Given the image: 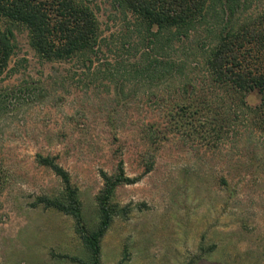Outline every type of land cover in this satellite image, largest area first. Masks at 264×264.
<instances>
[{
	"label": "rangeland",
	"instance_id": "1",
	"mask_svg": "<svg viewBox=\"0 0 264 264\" xmlns=\"http://www.w3.org/2000/svg\"><path fill=\"white\" fill-rule=\"evenodd\" d=\"M87 1L110 44L92 66L46 62L27 31L14 30V54L0 76V264L89 261L74 219L38 203L64 192L38 156L68 172L87 232L99 221L101 172L115 174L121 161L126 177L141 176L114 192L113 203L130 212L101 239L100 264H264L259 97L209 87L199 45L212 39L203 30L177 44L180 75L157 84L119 78L114 69L133 58L108 51L127 42V23L110 0ZM263 5L254 0L243 15Z\"/></svg>",
	"mask_w": 264,
	"mask_h": 264
},
{
	"label": "trees",
	"instance_id": "2",
	"mask_svg": "<svg viewBox=\"0 0 264 264\" xmlns=\"http://www.w3.org/2000/svg\"><path fill=\"white\" fill-rule=\"evenodd\" d=\"M253 1L110 0L127 23L130 36L117 51L108 52L121 59L123 55L133 58L128 65L119 63L115 74L149 84L180 75L184 63L176 60V54H181L177 44L183 46L194 39L193 33L203 30L212 39L210 45H199L201 50L205 49L204 68L210 79L209 87L243 96L255 93L259 97L255 121L259 130L264 131V5L255 13L243 15ZM18 27L27 31L30 47L46 62L81 59L92 66L102 47L110 46L101 38L99 21L87 0H0V76L8 69L14 54V30ZM104 72L108 80L114 76L109 68ZM37 162L49 168L64 185L60 197H42L38 203L71 216L76 233L89 252L87 264H100L101 239L115 217L130 212L129 207L119 208L113 203L114 192L120 185L137 183L141 176L126 177L121 161L115 174L101 172L103 188L97 196L99 221L93 231L87 232L82 223L81 202L68 172L49 156H38ZM149 171L147 168L144 174Z\"/></svg>",
	"mask_w": 264,
	"mask_h": 264
}]
</instances>
